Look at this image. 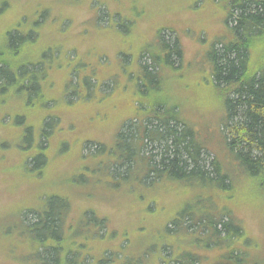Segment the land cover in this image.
Wrapping results in <instances>:
<instances>
[{
	"label": "trees",
	"instance_id": "1",
	"mask_svg": "<svg viewBox=\"0 0 264 264\" xmlns=\"http://www.w3.org/2000/svg\"><path fill=\"white\" fill-rule=\"evenodd\" d=\"M41 1L0 0V128L12 135L0 149L23 156L27 179L19 188L28 195L1 221L16 227L11 235L0 227V264H264L263 242L240 217L247 209L232 178L241 174L264 203V0L196 2L209 6L210 22L197 37L207 58L201 73L221 97L219 128L232 158L225 167L214 156L211 168L195 125L160 94L162 72L184 64L179 37L171 43L166 32L191 31L182 18L189 12L170 13L172 24L141 43L139 25L151 18L138 0H129L128 18L116 0H66L58 30L74 19L69 7L91 2L90 21L110 35L117 60L112 66L107 49L92 42L90 71L55 91L54 59L63 54L72 67L65 77L75 62L60 44L50 57L45 52L54 6ZM111 101L123 114H102ZM106 130L109 140L100 137ZM153 143L159 156L148 153Z\"/></svg>",
	"mask_w": 264,
	"mask_h": 264
},
{
	"label": "rangeland",
	"instance_id": "2",
	"mask_svg": "<svg viewBox=\"0 0 264 264\" xmlns=\"http://www.w3.org/2000/svg\"><path fill=\"white\" fill-rule=\"evenodd\" d=\"M38 2L39 0H35L33 5H37ZM65 2L66 0L41 1L42 4L45 3L48 7L51 4L54 6V8H52L54 10H52V14H49L43 30L47 44L45 52L48 57H50V53L53 49L51 46L54 44H60L63 49L67 50L66 60L69 58V62H75V71L71 73V76H68V74L67 77H65L64 73H69L72 67H69L68 63L62 61L63 54L60 55L58 60L56 58L54 59V62H57V64L55 63L56 68L52 70L51 74L57 78V87L55 91H58L60 87L63 89L69 77L73 79V83L75 84L78 81V75L81 71H90L89 68L92 67V64L94 65V62H90L89 59V50L92 42L98 43L99 47L102 49H107V58L112 66L117 60L114 54L115 52L112 51L110 46V35L108 36L107 31H98L96 26L90 21V18L93 16L91 2L80 10L69 7L68 13L72 14L74 19L70 21L66 20L61 30H58V24L53 23L58 20V11L61 10L63 5H65ZM83 2L86 4L88 0H83ZM116 2L119 8L124 11L125 17L128 18L130 16V9L132 8L131 1L116 0ZM196 2L197 0H138L136 8L139 10L145 9L147 12L146 15L151 18L150 23L149 19L144 24L141 23L139 25L141 38H138V41L142 43L144 40L152 37L154 31L152 30L153 28H157L163 24L166 25V23L170 24V13L183 14L184 11L189 12L183 15L182 18H185L186 22L188 20L189 27H192L191 31H188L185 27H181L182 32H179L178 34H173L171 31L166 32V39L171 43L175 41L177 36L179 37V42L184 50V64L183 68L177 73H172L169 70L162 72L164 81L162 85L163 88L161 87L162 92H160V94L162 97H167L171 104L177 105L178 110L182 115L195 125V130L200 135L199 140L202 142L205 141L204 143L208 149L203 157L206 167L211 168L210 164L214 156L220 158L222 164L226 167L228 166V161L232 158L225 145L224 134L220 133L219 128L221 118L223 117V103L221 97L211 87L207 78L201 73L202 70L205 71L204 69L207 66V58L205 54L202 53V49L198 44L199 42L197 39L199 32L207 24V21L210 22L209 6L207 3L196 5ZM18 5H21V2L18 3ZM110 9H113V6H111ZM105 23L106 22H102L101 24L105 26ZM81 34H83L82 37L80 36ZM24 57H30V51L29 53H26ZM143 60L150 63L148 58ZM177 62L178 60H176V63ZM58 67L60 68L57 69ZM47 69L49 68L46 66V70ZM50 72L49 75L51 76ZM101 88L106 92L110 91L112 86H102ZM52 92H54V87ZM102 109H107V111L102 112V114L111 115L114 113V116L118 113L123 114V112H120L119 110L117 111L116 108H112V101L111 105H104ZM93 111L94 110H89L88 112L91 113ZM7 125L8 122L6 123V126ZM100 134L102 139L109 140L112 136V131L106 130V132H101ZM11 136L12 135L9 133L4 132L3 128H0V140H10ZM94 147L95 146H90V150H94ZM6 151L7 150L0 149V227L2 226V230H7L8 232L10 229L9 233L11 235V229L16 226H13L10 223V219L3 224H1V221L17 214L15 203L19 202L20 198L23 199L28 197V195L25 196L27 186L21 185V188H19L20 181L27 178L25 170L21 165L23 156L16 154L14 150H12V152ZM150 152L159 156L161 152L159 143H153L150 145L148 153ZM10 167H21V170L19 169V171H17ZM9 169H11V171H9ZM232 178L235 181L238 190V198L248 210H244L240 213V217L245 219V224L249 228L250 234L263 242L261 256H264L263 200L251 191V188L244 182L241 174L236 176L234 172H232ZM25 182L26 184H29L28 181L25 180ZM27 202L29 203L28 200H24L20 207L24 206ZM167 205H169V203ZM103 207L105 209H113V205L108 203L104 204ZM256 207H258V212L256 211ZM162 214H158V216L161 215V218L157 219V222L162 223L163 219L166 217L165 214ZM125 218L126 217L124 216L122 221Z\"/></svg>",
	"mask_w": 264,
	"mask_h": 264
}]
</instances>
